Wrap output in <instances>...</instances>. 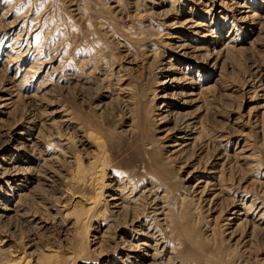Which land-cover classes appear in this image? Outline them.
<instances>
[{"label": "rangeland", "instance_id": "obj_1", "mask_svg": "<svg viewBox=\"0 0 264 264\" xmlns=\"http://www.w3.org/2000/svg\"><path fill=\"white\" fill-rule=\"evenodd\" d=\"M0 264H264V0H0Z\"/></svg>", "mask_w": 264, "mask_h": 264}, {"label": "bare ground", "instance_id": "obj_2", "mask_svg": "<svg viewBox=\"0 0 264 264\" xmlns=\"http://www.w3.org/2000/svg\"><path fill=\"white\" fill-rule=\"evenodd\" d=\"M102 165H103V164H102ZM103 167H104V166H102V169H101V170H103ZM99 174H100V173H99ZM102 178H103V173H102L101 176H97V179H98V180H100V179H102ZM98 182H99V181H98ZM97 184H99V183H97ZM99 186L102 187L103 185H99ZM101 191H102V190H101ZM100 194H101V192H100ZM111 196H112V195H111ZM112 198H113V197H112ZM95 206H96V204H95ZM148 206H149V205H148ZM238 207H239V206H238ZM239 209H241V208H239ZM231 211H232V215H233V216H237V217H238L239 215H241V213H240L241 211L239 212L238 209H237L235 206H233V207L231 208ZM134 222H135V221H134Z\"/></svg>", "mask_w": 264, "mask_h": 264}]
</instances>
